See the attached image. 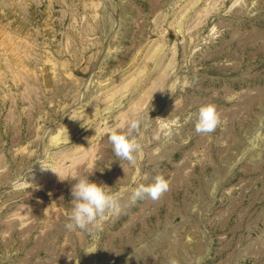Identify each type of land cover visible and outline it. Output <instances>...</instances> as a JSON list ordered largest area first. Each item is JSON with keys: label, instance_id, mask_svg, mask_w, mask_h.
I'll return each instance as SVG.
<instances>
[{"label": "rangeland", "instance_id": "obj_1", "mask_svg": "<svg viewBox=\"0 0 264 264\" xmlns=\"http://www.w3.org/2000/svg\"><path fill=\"white\" fill-rule=\"evenodd\" d=\"M135 113L130 163L108 137ZM156 175L169 190L132 203ZM83 176L121 209L68 231ZM170 257L264 264V0H0V264Z\"/></svg>", "mask_w": 264, "mask_h": 264}, {"label": "clouds", "instance_id": "obj_2", "mask_svg": "<svg viewBox=\"0 0 264 264\" xmlns=\"http://www.w3.org/2000/svg\"><path fill=\"white\" fill-rule=\"evenodd\" d=\"M144 124L143 116L135 113L129 119L127 129L124 132L112 131L108 139L113 152L119 160L134 163L136 154L142 145L137 141ZM221 124V114L214 104L202 105L198 110L195 123V131L198 134H210ZM52 171V170H51ZM71 187V209L67 216L64 227L68 231L81 230L91 231L98 227L99 220L106 214L119 212L123 193H112L104 184H97L89 180V176L79 177ZM169 190V182L162 175H156L150 184H137L131 189L130 200L132 203L149 198L159 200ZM167 264H179V260L170 257Z\"/></svg>", "mask_w": 264, "mask_h": 264}]
</instances>
